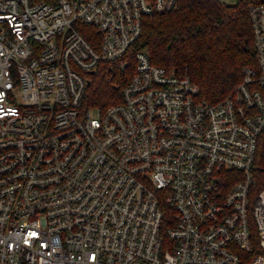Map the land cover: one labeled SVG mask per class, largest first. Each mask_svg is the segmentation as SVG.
<instances>
[{
  "label": "built area",
  "instance_id": "2783aa9c",
  "mask_svg": "<svg viewBox=\"0 0 264 264\" xmlns=\"http://www.w3.org/2000/svg\"><path fill=\"white\" fill-rule=\"evenodd\" d=\"M177 3L0 0V264H264V1L215 102L136 49ZM106 63L121 99L84 104Z\"/></svg>",
  "mask_w": 264,
  "mask_h": 264
},
{
  "label": "trees",
  "instance_id": "16d2710c",
  "mask_svg": "<svg viewBox=\"0 0 264 264\" xmlns=\"http://www.w3.org/2000/svg\"><path fill=\"white\" fill-rule=\"evenodd\" d=\"M264 0H178L176 8L143 18L136 49L147 48L153 63L187 73L211 102L225 97L242 78V68L256 66L249 7ZM93 74L84 104L107 106L121 99L131 66L109 63ZM96 73V72H95ZM264 154V132L260 139ZM258 188L264 187V172Z\"/></svg>",
  "mask_w": 264,
  "mask_h": 264
},
{
  "label": "rangeland",
  "instance_id": "374dc122",
  "mask_svg": "<svg viewBox=\"0 0 264 264\" xmlns=\"http://www.w3.org/2000/svg\"><path fill=\"white\" fill-rule=\"evenodd\" d=\"M221 2H225V3H228V4H234L236 3L238 0H220ZM95 114V112H94Z\"/></svg>",
  "mask_w": 264,
  "mask_h": 264
}]
</instances>
